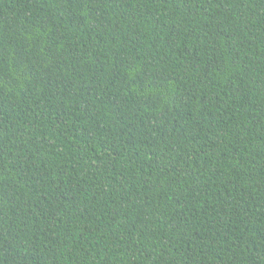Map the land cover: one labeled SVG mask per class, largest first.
I'll list each match as a JSON object with an SVG mask.
<instances>
[{"label": "trees", "instance_id": "obj_1", "mask_svg": "<svg viewBox=\"0 0 264 264\" xmlns=\"http://www.w3.org/2000/svg\"><path fill=\"white\" fill-rule=\"evenodd\" d=\"M0 264H264V0H0Z\"/></svg>", "mask_w": 264, "mask_h": 264}]
</instances>
